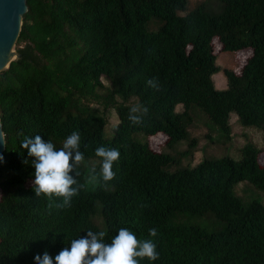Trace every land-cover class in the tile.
Segmentation results:
<instances>
[{
    "label": "trees",
    "instance_id": "obj_1",
    "mask_svg": "<svg viewBox=\"0 0 264 264\" xmlns=\"http://www.w3.org/2000/svg\"><path fill=\"white\" fill-rule=\"evenodd\" d=\"M208 2L187 10L188 0H26L17 57L0 71V264H36L45 251L54 258L87 230L111 243L121 227L156 243L159 259L140 264H264V203L235 191L248 181L264 192L261 151L247 142L238 157L176 167L162 150L195 146L194 106L222 137L234 113L264 140V0H217L214 10ZM222 50L236 51L237 69L216 62ZM220 70L225 88L213 80ZM153 77L159 91L146 83ZM136 104L149 109L140 124L129 119ZM100 106L118 117L109 137ZM73 131L85 163L72 175L85 187L58 209L62 198L36 196L35 158L21 143L40 135L59 149ZM156 135H164L157 148ZM100 146L120 152L107 189L86 183Z\"/></svg>",
    "mask_w": 264,
    "mask_h": 264
},
{
    "label": "clouds",
    "instance_id": "obj_2",
    "mask_svg": "<svg viewBox=\"0 0 264 264\" xmlns=\"http://www.w3.org/2000/svg\"><path fill=\"white\" fill-rule=\"evenodd\" d=\"M146 83L156 91L161 88L155 77L148 79ZM148 112V107L142 104L133 105L129 119L133 124H140ZM0 139H4L2 133ZM21 144L28 150V155L35 158L32 164L35 169L33 187L36 196H44L49 200L53 197L62 198V202L54 206L58 209L71 207L72 198L85 187V184L77 179L81 175L79 169L85 163L84 154L80 150V133L73 131L59 149L50 140L45 142L40 135L34 138L25 137ZM95 154L100 158L99 171L92 167L86 183L107 189L110 187L108 182L116 176L113 165L119 160L120 152L100 146L95 150ZM0 160H3L2 156ZM72 173H75L77 178H74ZM52 206L49 205L50 208ZM157 235V229H149L150 237ZM105 236L104 231L87 230L86 236L71 240L70 248H63L54 258L45 251L42 256L37 254L34 260L36 264H54V261L55 264H140L143 259H159L156 243L152 239H139L128 228L121 227L111 243L104 241Z\"/></svg>",
    "mask_w": 264,
    "mask_h": 264
},
{
    "label": "rangeland",
    "instance_id": "obj_3",
    "mask_svg": "<svg viewBox=\"0 0 264 264\" xmlns=\"http://www.w3.org/2000/svg\"><path fill=\"white\" fill-rule=\"evenodd\" d=\"M201 0H188L186 9L189 10L197 5ZM208 7L211 10L217 9L219 4L217 0H208ZM180 12V11H179ZM183 13V11H181ZM219 44H217L218 46ZM16 51V45L14 46ZM236 51L222 50L216 57V62L223 68L237 69L239 58L237 57ZM244 57V56H243ZM222 70L217 71L214 74L213 80L217 88H225L226 82H224ZM104 84L109 83L103 79ZM103 90H99L102 93ZM95 104V103H94ZM99 106V105H95ZM181 104L176 106V110L181 109ZM101 113L107 118V124L104 127V134L109 137L112 134V125L117 123L118 117L115 110L112 107L100 106ZM194 111V121L190 127V135L197 139V142L193 148L192 145L188 144L187 140H181L177 142L173 148L162 147V150L168 151L178 157V163L176 167H191L195 166L203 158H216L224 155L238 157L240 154V148L247 142L253 143L261 152L259 153V160L264 163V140L263 131L259 127L243 125L238 121V117L231 113L229 117L231 125L230 137L220 136L216 129L210 126V121L198 110L196 106L192 108ZM212 125V124H211ZM134 137L138 140H144L147 138L142 133H135ZM152 137V136H151ZM149 141L152 145L157 148L162 145L164 141V135H156ZM172 167H175L172 166ZM237 194H242L244 201H246L245 193L249 197L256 198L264 203V192L255 188L248 181H241L235 186ZM192 222L199 225H205L206 221L202 217H195L191 219Z\"/></svg>",
    "mask_w": 264,
    "mask_h": 264
},
{
    "label": "water",
    "instance_id": "obj_4",
    "mask_svg": "<svg viewBox=\"0 0 264 264\" xmlns=\"http://www.w3.org/2000/svg\"><path fill=\"white\" fill-rule=\"evenodd\" d=\"M26 11V0H0V71L8 68L17 57L14 46L21 29L22 16ZM0 133L3 134L1 122ZM4 148L5 140L0 139V156Z\"/></svg>",
    "mask_w": 264,
    "mask_h": 264
},
{
    "label": "crops",
    "instance_id": "obj_5",
    "mask_svg": "<svg viewBox=\"0 0 264 264\" xmlns=\"http://www.w3.org/2000/svg\"><path fill=\"white\" fill-rule=\"evenodd\" d=\"M224 77V76H223ZM224 79V82H226V79H225V77L223 78Z\"/></svg>",
    "mask_w": 264,
    "mask_h": 264
},
{
    "label": "bare ground",
    "instance_id": "obj_6",
    "mask_svg": "<svg viewBox=\"0 0 264 264\" xmlns=\"http://www.w3.org/2000/svg\"><path fill=\"white\" fill-rule=\"evenodd\" d=\"M12 57H14V54L12 55Z\"/></svg>",
    "mask_w": 264,
    "mask_h": 264
}]
</instances>
